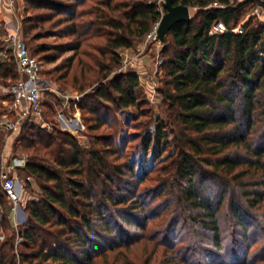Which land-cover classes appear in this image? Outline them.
<instances>
[{
    "label": "trees",
    "instance_id": "16d2710c",
    "mask_svg": "<svg viewBox=\"0 0 264 264\" xmlns=\"http://www.w3.org/2000/svg\"><path fill=\"white\" fill-rule=\"evenodd\" d=\"M87 1L25 0V9L31 12L21 20L26 44L38 25L65 24L63 35L74 41L55 47L56 55L45 53L48 48L42 43L31 53L50 63L67 50L82 48L81 55L92 61L81 57L74 63V55L66 57L63 65L55 67L65 69L61 77L78 66L79 75L71 74L77 91L101 82L97 95L113 110L138 107L133 94L136 75H109L119 62L116 50L132 47L160 17L156 1L89 0L91 4L83 7ZM172 3L196 11L189 22L175 24L162 43V96L172 123L174 150L160 167L153 199L154 203L162 198L164 211L170 208L165 229L157 231L163 232L159 245L170 253L168 264H194V260L256 264L264 260V240L249 263L247 255L258 238H264V22L254 15L243 22L241 17L246 6L264 7V0ZM217 23L225 31L210 33ZM238 26L240 31H234ZM31 37L35 41L41 35ZM94 38L102 41L94 43ZM0 78L14 82L18 78L11 55L0 60ZM87 118L90 131L106 124L98 115ZM26 124L31 123L24 122L22 131ZM163 127L157 128L154 138L158 153ZM112 136L82 140L56 128L26 139L21 176L23 191L33 196L23 205L21 200L25 222L0 240V264H101L109 254L121 255L119 264H135L126 251L143 238L139 233L146 223L162 212L156 210L159 201L151 205V194L138 191L142 180H134L136 164L116 161ZM150 142V136L145 138V151ZM98 143L102 146L96 147ZM2 147L0 135V162ZM208 181L219 190L209 191ZM4 202L8 200L0 194L1 231L11 210ZM178 225L186 241L175 244L184 241L185 247L176 248L170 239ZM157 247L152 245V254ZM151 257L143 264H150Z\"/></svg>",
    "mask_w": 264,
    "mask_h": 264
},
{
    "label": "rangeland",
    "instance_id": "374dc122",
    "mask_svg": "<svg viewBox=\"0 0 264 264\" xmlns=\"http://www.w3.org/2000/svg\"><path fill=\"white\" fill-rule=\"evenodd\" d=\"M17 1L18 6L16 13L22 20L31 12L25 9V0ZM90 4L91 2L88 0L83 7ZM156 5L159 10L157 3ZM255 7L260 8L261 6H246L241 17L242 22L251 15ZM80 9L81 8L77 11ZM262 9H264V7H262ZM195 11V8H190L191 15H194ZM162 12H164V10H162ZM64 25L65 24H57L56 26H51V22H45L44 24L38 25L34 28L31 31V34L39 32L41 38L34 41L31 34L29 35L30 40H28V47L30 48V51H32V48L35 45L42 43L48 48V51L45 53L56 55L54 50L55 47L64 46L74 41L72 36L67 37L63 35ZM91 41L99 43L102 39L94 38ZM81 50L82 48L76 52L67 50L63 52L54 62L50 63L41 58L43 62L42 78L45 80L48 87V89L43 93L42 118L39 123L27 122L31 124H26L23 131L21 127H23L22 125L24 122L13 133L6 131L2 126V120L5 115H7L9 119L14 117L13 114L8 113L10 102L9 89L13 85L14 81H10L8 79L4 81L0 78V135L3 140L0 173L2 168L17 163V161H14L17 156L14 155V158L11 157L13 153H18V157L20 156L22 159L26 160L27 154L22 148V145L25 144L26 139L35 137L39 131L41 132L42 130H46L52 132L54 129L58 128L69 131L73 135L81 137L82 140H87L89 138L94 139L96 135H103L106 138L113 135L114 147L118 154V159L116 161L122 162L124 159H128L136 164L134 180H142V183L138 186V191L144 192L145 195L151 194V196L148 197L149 203L152 205L159 201L158 203H160V205L156 207V210H160L162 212V215L160 214L161 216L149 220L145 227L140 230L139 235H142L143 238L137 239V242L133 243L129 250L126 251V255L130 261L135 264H143L145 258L150 254L152 256L150 264H168L169 262H167V260L169 259L168 257L170 253L163 246L159 245V240L162 239L163 232L157 234V231H159V228L163 227L165 224L166 217L170 214V208L164 211V205L161 204L162 198L160 197H158L153 203L155 188L157 185L156 183L160 179V167L164 165L165 161L174 150L172 123L162 96L165 76L164 69L161 66L163 61L161 53L162 43L151 41L144 36L139 41H136L132 47L118 48L116 50L119 62L113 66L109 78H113L119 74H135L138 80V84L133 90V94L138 101V107H129L127 109L115 108V110H113V106H111L109 102L99 98L97 95V89L101 85V82H92L85 88L84 91H77L72 86L71 74L72 72H75L76 75H79L78 66L74 67L72 72L65 78L61 77L65 69L60 68L55 70L56 66L61 65L65 58L71 55L75 56L74 63L81 57L86 62H91V59L81 55ZM91 52L99 58L95 51ZM41 55L43 54H40V56ZM1 59L4 58L0 56V60ZM92 111L95 112L92 114ZM90 115H98L106 121V124L102 125L98 130H88L87 125L90 123V120L87 117ZM162 125H164L163 129H161L163 130L162 133L164 137L161 140L162 151L161 153H158L154 144V138L157 128ZM21 135L26 137L24 141L21 140ZM149 136L151 137V142L145 151L143 149V144L145 138H148ZM11 140V147L8 148L10 154L5 159L4 151H7V143ZM100 146H102V143L96 144V147ZM114 157L111 156V159ZM11 170L12 173H14V167ZM17 172L18 170H16V174H14L19 176L24 188L21 172ZM207 184L209 186V191L217 192L219 190L218 186L213 184L212 181H208ZM30 196H33V194L30 192L26 193L22 189V205L25 204L26 200ZM4 204L6 208L10 205L9 202H4ZM2 213L3 211L0 206V218ZM21 218H23V213L18 207L17 220H21ZM6 220V229L3 231L0 229V240H3L6 234L11 236L14 232H17V225L12 219V210L8 212ZM163 229H165V227H163ZM182 236L183 234L180 232V226L178 225L175 231L171 233L170 237L174 246H177L176 248L181 246L185 247V245H187V242L184 241L183 244H175L178 242L181 243L180 241L183 239L186 241V238H183ZM149 237H154L152 240L153 242H148L147 239ZM263 240V237H259L248 250V263L251 261L252 253L262 245ZM18 241L19 239L16 237L15 242L17 251L21 249V247L17 245ZM154 243H156L158 247L156 252L152 254L151 247ZM182 253L183 252H180V255H182ZM121 258V255L116 256L115 254H109L107 261L103 263L102 261H99V263L119 264ZM196 262V260L193 261L194 264H196ZM215 263L218 264V262ZM256 264H264V260H261V262Z\"/></svg>",
    "mask_w": 264,
    "mask_h": 264
},
{
    "label": "built area",
    "instance_id": "2783aa9c",
    "mask_svg": "<svg viewBox=\"0 0 264 264\" xmlns=\"http://www.w3.org/2000/svg\"><path fill=\"white\" fill-rule=\"evenodd\" d=\"M159 6L160 17L146 33V38L151 41L160 42L157 38V30L160 18L165 12L163 3L165 0H155ZM17 0H0V40L2 50L0 56L4 59L11 55L15 63L17 80L9 89L10 102L8 113L13 114L9 119L3 117V128L13 133L23 122L39 123L43 112V93L48 89L45 80L42 78L43 62L33 55L28 48L22 35L21 19L17 15ZM216 6V3H213ZM164 10V12H162ZM251 15L256 16L259 21L264 22V9L255 7ZM240 31V26L233 29ZM225 27L221 23L213 26L210 33H222ZM13 167L2 168L0 194L9 202L12 212L21 206V194L23 184L14 173Z\"/></svg>",
    "mask_w": 264,
    "mask_h": 264
},
{
    "label": "water",
    "instance_id": "95a60500",
    "mask_svg": "<svg viewBox=\"0 0 264 264\" xmlns=\"http://www.w3.org/2000/svg\"><path fill=\"white\" fill-rule=\"evenodd\" d=\"M173 0H165V12L160 18L157 38L161 43L165 41L167 32L177 23L189 22L191 19L190 8L187 5H173Z\"/></svg>",
    "mask_w": 264,
    "mask_h": 264
},
{
    "label": "crops",
    "instance_id": "0c3cea01",
    "mask_svg": "<svg viewBox=\"0 0 264 264\" xmlns=\"http://www.w3.org/2000/svg\"><path fill=\"white\" fill-rule=\"evenodd\" d=\"M12 143V140L11 141H9L8 143H7V151H4V155H5V159L8 157V155L10 154V151H9V149L8 148H10L11 146H10V144ZM18 153H13V155L11 156L12 158H14L13 156L15 155V156H17L16 157V159L14 160V161H17V163H14V164H12V167H14V173L16 174V170H18V172L17 173H20L21 171H22V169L24 168V165H25V160L24 159H22L20 156L18 157V155H17ZM16 167V168H15ZM35 186V185H34ZM18 209V208H17ZM17 209H16V211L15 212H12V219H13V221H14V223L16 224V225H18V224H21V223H23V222H25V220H26V218H27V214L25 213V211L23 210V208H22V205L19 207V209L22 211V213H23V218H21V220H17Z\"/></svg>",
    "mask_w": 264,
    "mask_h": 264
}]
</instances>
